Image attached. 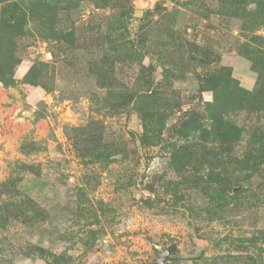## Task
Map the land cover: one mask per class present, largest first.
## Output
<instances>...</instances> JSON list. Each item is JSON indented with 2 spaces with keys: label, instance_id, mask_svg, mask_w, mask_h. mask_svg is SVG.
Returning a JSON list of instances; mask_svg holds the SVG:
<instances>
[{
  "label": "rangeland",
  "instance_id": "374dc122",
  "mask_svg": "<svg viewBox=\"0 0 264 264\" xmlns=\"http://www.w3.org/2000/svg\"><path fill=\"white\" fill-rule=\"evenodd\" d=\"M264 264V0H0V264Z\"/></svg>",
  "mask_w": 264,
  "mask_h": 264
},
{
  "label": "water",
  "instance_id": "95a60500",
  "mask_svg": "<svg viewBox=\"0 0 264 264\" xmlns=\"http://www.w3.org/2000/svg\"><path fill=\"white\" fill-rule=\"evenodd\" d=\"M170 258L168 251H163L158 254V257L155 260V264H167L165 261Z\"/></svg>",
  "mask_w": 264,
  "mask_h": 264
}]
</instances>
